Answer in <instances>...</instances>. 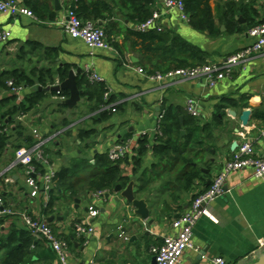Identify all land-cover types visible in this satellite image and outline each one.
I'll return each instance as SVG.
<instances>
[{"label":"crops","instance_id":"obj_1","mask_svg":"<svg viewBox=\"0 0 264 264\" xmlns=\"http://www.w3.org/2000/svg\"><path fill=\"white\" fill-rule=\"evenodd\" d=\"M19 1L23 3V0ZM51 1L54 5V0ZM252 1L264 20L263 0L211 2L220 30V36L217 38L195 31L189 21L183 20L179 11L166 12L165 0H157L152 12L162 13L163 31H168L203 51L207 55V62L223 61L253 42L247 35L249 28L243 16H235L241 33H230L224 24H220L224 7L229 3L247 4ZM60 2L62 10L57 12V18L53 22L0 14V32L12 33L6 44H0V74L5 70L14 69L28 73L24 68H5L1 65L4 54L8 57L12 51H17L19 61L27 56H34L39 59L37 64L43 63V66H34L29 73L35 68H52L56 71L59 67L70 65V71L80 69L81 73L87 74L88 79L92 73L98 74L109 95L116 99V105L122 104V108L116 113L110 112V118L106 122L96 125V143L92 150L80 149V141L77 139L78 125L82 120L76 119L80 117L81 112L86 111L82 98L70 109L66 101L49 92V96L36 110L18 118L17 121L24 127L26 135H32L34 129H38L43 135L51 133L65 117L76 120L73 123L77 125L75 130L68 132L71 135L67 133L56 143L55 148H51L52 161L54 157H59V160L52 163L56 172L63 167H69L80 157L91 160L97 152H109L113 146L119 144L130 143L129 152L132 153L137 148L138 141L145 136H149L152 146L159 120L162 118L157 117V109L161 112L165 107H174L186 112L190 99L198 102L199 123L211 126L208 136H203L207 148L198 159V164L191 165L202 175L193 182L190 191L184 190L183 177H178L183 168L179 165L173 174L153 182L143 192L135 193L137 179L147 171L150 176L156 163L151 147L143 157L138 174L133 176L129 172L132 178L129 185L134 183L135 199L143 201L149 210L148 221L139 220L137 223L136 209L116 190L113 194L106 193L103 197L92 195L83 200L76 199L79 202H75L72 211L60 210L53 216L46 217L47 221L53 217L54 222L51 225L56 232L61 237L71 238L74 243L69 245L68 264H152V248L161 245L166 238L176 235L173 221L190 208L195 197L210 187L225 163L232 158V147L235 143L239 145L244 141H252L256 157L264 159V120L257 117L264 116V55L254 58L246 69H236L231 77L213 88L202 81L155 82L149 79L153 75H149L147 70L158 65L159 60L145 58L138 48H133L131 40L119 38L118 42L124 51L122 56L113 47L108 50H91L82 40L71 38L64 30V22L72 3L69 4L66 0ZM241 20L245 22L241 23ZM31 43L41 47L33 51ZM51 50H58V55L53 60L49 56ZM179 57L189 58L190 62L194 60L188 51ZM139 69H143L145 74H140ZM2 91L4 90L0 89V105L1 100L12 94L10 90L9 94ZM29 92L30 90L25 88L22 97ZM227 98L236 101L237 107L226 109L225 116H222L218 112V106ZM60 103H64L68 111L63 113L60 109L54 110L58 118L54 119L53 124L52 120L48 119L50 115H45L46 109L51 105L58 107ZM76 107L78 108L75 110ZM246 109L252 110V117L249 125L243 127L240 117ZM5 110L3 108L0 111V118ZM230 111L235 112L236 116ZM128 134L132 135L131 140L125 142L124 138ZM14 140L11 138L8 148L0 153V174L10 167L15 158L13 144L16 138ZM212 145L215 149L210 148ZM126 169L131 171L129 167ZM26 179L24 167L13 169L0 179V196L4 197L7 207L14 211L12 215L0 216V247L5 243L2 240H6L14 229L26 231L21 213L29 212L34 217H44L45 198L39 196L31 199ZM106 195H109L108 199ZM90 207L99 211L98 217L89 218ZM209 210L210 215L202 217L195 226L194 249L184 253L180 264H214L213 261L219 257L225 259L227 264H237L264 247V177H256L254 170L247 168L230 174L224 186V194L210 205ZM78 225L92 226L94 234L88 237L76 235L74 240L72 235ZM34 239L38 246L36 249L32 248L33 255L26 264H61L42 239ZM7 252V249H0V264H5Z\"/></svg>","mask_w":264,"mask_h":264},{"label":"trees","instance_id":"obj_2","mask_svg":"<svg viewBox=\"0 0 264 264\" xmlns=\"http://www.w3.org/2000/svg\"><path fill=\"white\" fill-rule=\"evenodd\" d=\"M71 4L75 1V15L84 22H93L98 27L104 29L107 40L122 56L123 47L118 42L119 38L131 40L133 48H138L140 53L147 59L159 60V64L153 69L147 70L149 75H156L157 72L167 73L178 69L192 68L204 65L206 54L187 44L181 38L174 36L168 31L158 32L150 30L139 32L136 27L148 21L153 15V9L157 0H66ZM213 0H183L185 14L189 17V25L198 32L206 33L211 38L220 36V30L214 10L211 6ZM23 4L42 22H53L57 18L53 2L51 0H23ZM240 15L247 21L248 28L264 24L259 12L254 8V3H229L224 7L220 24H224L230 33L242 32L235 21V16ZM33 51L41 46L31 43ZM175 51V53H174ZM188 51L194 57L193 61L189 58H180ZM58 55V50L49 51V56L53 60ZM70 65L59 67L56 71L52 68L33 69L31 73L21 69L5 70L0 74V89L10 90L9 83L13 86L26 87L30 90L21 102L18 96L13 93L1 100V106L6 109L3 117L0 118V153H3L9 145L12 136L10 130L16 134V142L13 148L18 151L21 148H30L35 144L32 135H26L25 129L18 118L24 117L36 110L43 100L49 96V92L41 91L39 88H46L66 81L71 70ZM144 71V70H143ZM57 76V78H55ZM77 86L82 92V105L86 111L80 113L76 120H82L78 125L77 139L80 141V149L92 150L95 146L97 135L96 125L106 122L110 118V111H102L105 106L116 104L114 97L109 95V91L103 82H91L87 74L80 73L77 76ZM57 95V93H50ZM106 95H108L106 97ZM60 96L69 98V91H61ZM60 110L67 113L68 108L64 103H60ZM237 107L236 101L223 99L218 106V112L225 116V110ZM78 107L75 108V110ZM122 108V104L116 105V111ZM74 110V111H75ZM73 111V112H74ZM72 112V113H73ZM162 118L159 120L157 132L154 136L153 145L149 136L141 138L137 143V148L132 153L118 161H111L108 152H97L93 159L94 164L85 157L74 160L69 167H63L56 172L55 187L50 192L48 206L43 210L44 217L53 216L56 211H60V205L64 199L73 201L80 197H90L98 193L113 194L118 186L126 189L132 178L129 172L136 176L142 165L143 157L152 148L156 158L152 173H143L137 179L135 185L136 194L146 190L150 184L164 179L165 176L176 171V167L182 165L184 190L190 191L193 182L198 180L202 173L198 169H193L191 165L198 164V159L207 148L204 135L208 136L211 126L201 125L199 120L188 115L181 109L165 107L161 111ZM183 121H180V118ZM264 120V116H257ZM76 120L65 117L57 128L68 127ZM90 123V124H89ZM181 131L185 135L181 137ZM68 135H71L68 133ZM66 136V135H65ZM131 134L125 136L124 141L131 140ZM62 140V139H61ZM60 140V141H61ZM59 141V142H60ZM56 147V144L53 145ZM215 149V146H210ZM52 161L53 151L51 148L45 151ZM33 165L42 173L45 168L39 162L34 161ZM131 171H127V167ZM172 173V174H173ZM56 232L55 228L52 227ZM73 239L76 240V232H73ZM68 245L74 244L71 238H65ZM0 249H7L5 264H26L31 259L32 248H37L38 244L28 231L13 230ZM33 249V252H34Z\"/></svg>","mask_w":264,"mask_h":264},{"label":"built area","instance_id":"obj_3","mask_svg":"<svg viewBox=\"0 0 264 264\" xmlns=\"http://www.w3.org/2000/svg\"><path fill=\"white\" fill-rule=\"evenodd\" d=\"M165 10L166 12L177 10L181 13L183 20L189 21V17L184 11L183 0H165ZM0 14L11 17L25 16L36 18L19 0H0ZM162 17V13L154 12L152 17L145 23L138 25L136 30L147 32L154 29L158 32H163ZM64 30L71 38L82 40L91 50H108L112 48L103 28L98 27L93 22L82 21L74 12L69 11L67 20L64 22ZM247 35L253 40L252 44L223 61H208L201 66L159 73L150 76L149 79L155 82L202 81L210 88H213L221 81L231 77L236 69H246L254 58L264 55V24L248 29ZM11 37L12 33L10 31H1L0 44H6ZM138 72L145 74L143 69H139ZM89 80L93 83L102 82V78L96 73H92ZM61 84L58 81L53 86H60ZM9 86L12 93L18 96V102H21L23 100L22 92L26 87L16 88L13 83H9ZM60 93L61 91L57 93L60 99L67 101V98L60 96ZM106 110L116 113V104L102 108V111ZM186 112L196 119L200 118L198 102L195 99L188 100ZM76 126V124H71L68 127H59L44 135L38 129H34L32 136L36 141L35 144L30 148L24 147L16 151L10 167L0 174V179L13 169L18 167L26 168V185L29 188V197L35 199L43 196L45 198L44 208H46L50 200V192L56 184V171L45 151L63 139L68 132L75 130ZM129 150L130 143L115 145L108 152L109 159L113 162L118 161L124 158ZM34 161L44 166L45 173H42L33 165ZM90 163L94 164L95 160L92 158ZM247 168L254 170L256 177H264V159L256 157L255 146L252 141H244L237 146L232 158L225 163L222 171L212 181L210 187L195 197L190 208L173 221V228L177 231L176 235L166 238L161 245L153 247L151 250L156 261L155 264H180L184 253L187 250L194 249L193 235L195 226L202 217L210 215V205L224 194V186L228 176ZM104 195L105 193H98L94 196L103 197ZM12 214H14V211L7 207L4 197L0 196V216ZM98 216L99 211L90 207L89 218L93 219ZM20 217L26 231L33 237L42 239L61 264H68L70 257L69 245L64 237L54 231L46 217L37 218L29 212L21 213ZM75 232L79 237H88L94 234V228L92 226L78 225L75 228ZM213 263L227 264L225 259L221 257L216 258Z\"/></svg>","mask_w":264,"mask_h":264},{"label":"water","instance_id":"obj_4","mask_svg":"<svg viewBox=\"0 0 264 264\" xmlns=\"http://www.w3.org/2000/svg\"><path fill=\"white\" fill-rule=\"evenodd\" d=\"M75 1L72 2L71 7H70V11L71 12H75ZM54 8L55 11H61L62 10V6H61V2L60 0H54ZM244 20H241V23H244ZM244 30H247V27H244ZM81 73V70H77V71H70L69 73V77L66 81H64L60 86H51V87H46V88H39V90H43L45 92H50V93H58L60 91H69L70 92V97L69 99L66 101V105L70 108L73 109L80 101L81 96H82V92L79 90L78 86H77V76ZM256 101H258V99H256ZM158 113H157V117H161V112L159 109H157ZM230 113L235 117L236 113L230 111ZM251 117H252V110L251 109H246L242 112V115L240 117V121L242 123L243 127H247L251 121ZM180 121H183V118H180ZM185 135L184 131H181V137ZM237 143H235L232 147V150L235 151V149L237 148ZM134 183H131L128 188L126 190H123L122 187L118 186L116 188V192L117 193H121L122 197H124L129 203L130 205L133 206L134 209H136V214L138 216V218L136 219V222L139 223V220L141 221H148L149 218V210L147 209L145 203L143 201H138L135 199L134 196ZM106 198H109V195H106ZM79 201L76 200V203H78ZM48 222L50 224H52L54 222V218L51 217L48 219ZM150 224H153L152 222H150ZM155 258H153L152 260V264H155ZM237 264H264V247L259 249L257 252H255L254 254L246 257L245 259L241 260L239 263Z\"/></svg>","mask_w":264,"mask_h":264},{"label":"rangeland","instance_id":"obj_5","mask_svg":"<svg viewBox=\"0 0 264 264\" xmlns=\"http://www.w3.org/2000/svg\"><path fill=\"white\" fill-rule=\"evenodd\" d=\"M219 1V0H218ZM5 51H7L6 49H5ZM38 58H36V57H34V56H27V57H25L24 59H21L22 61H19V57L17 56V51H12V52H10L9 54H8V57H7V55L6 54H4V57H3V59L1 60V65L3 66V67H5V68H10V67H15V66H17V67H20V68H24V69H26L27 71H28V73L30 72V70L34 67V66H36V65H42L43 66V63H41V62H38V64H37V61L39 60H37ZM46 66V65H45ZM4 94H9V90H7V91H2ZM3 109V107L0 105V111ZM56 109H60L59 108V106L57 107L56 105H51L50 106V108L49 109H46V116H47V114L48 115H50V117L48 116V119H50V120H52V123L54 124V122L53 121H55L54 119H56V118H58V114L56 113V112H54V110H56ZM60 112H61V110H60ZM58 120V119H57ZM58 121H61V120H58ZM13 133V134H12ZM9 134L10 135H12L13 137H12V141H15L14 139L16 138V134H15V132H12L11 130H10V132H9ZM68 141V140H67ZM67 141H66V143H67ZM57 160H59V157H54L53 158V161L55 162V161H57ZM85 197H80V199L81 200H83ZM80 199H78V200H80ZM76 200V199H75ZM75 200H73V201H68V200H64V203H62L59 207H60V209L61 210H66V209H68V210H70V211H72V206H74V204H76L75 202ZM68 204V205H67Z\"/></svg>","mask_w":264,"mask_h":264}]
</instances>
